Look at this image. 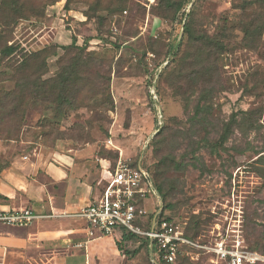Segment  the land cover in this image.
Here are the masks:
<instances>
[{"label": "rangeland", "instance_id": "rangeland-1", "mask_svg": "<svg viewBox=\"0 0 264 264\" xmlns=\"http://www.w3.org/2000/svg\"><path fill=\"white\" fill-rule=\"evenodd\" d=\"M66 2L48 5L43 15L20 20L2 33L0 49L15 44L22 52L0 54V72L12 75L9 66H17L22 54L48 45L70 46L75 36L77 45L59 47L43 76L52 80L64 68L77 66L80 74L68 85L75 107L25 105L26 120L19 129L15 120L6 124L17 132L3 140L17 141L28 151L95 144L114 165L141 155L153 167L159 159L187 164L168 175L174 193L171 182L164 184L165 203L172 204L166 214L199 242L240 236L251 250L264 254V32L257 43L247 41L245 32L264 23V0H130L114 15L99 10L104 23L86 16L92 0H73L68 7ZM186 23L194 37H206L200 49L205 75L192 73L202 42H191ZM88 36L95 38L83 52L79 48ZM183 64L187 75L177 85L175 73ZM12 87V82L0 81V90ZM205 103L211 113L201 124L196 112ZM227 125L231 132L223 141ZM204 136L214 147L198 148ZM165 137L171 143L161 151ZM158 171L163 182L165 168ZM157 203L154 193L143 201L149 212ZM132 241L123 249L137 248V264H150L145 239ZM188 257L182 264H223L206 250Z\"/></svg>", "mask_w": 264, "mask_h": 264}, {"label": "crops", "instance_id": "crops-1", "mask_svg": "<svg viewBox=\"0 0 264 264\" xmlns=\"http://www.w3.org/2000/svg\"><path fill=\"white\" fill-rule=\"evenodd\" d=\"M20 147L0 140V164L6 163L0 211L26 207L43 217L29 226L0 224V264H137V248L130 256L120 249L133 242L124 239L123 229L92 237L86 220L75 216L100 198L115 167L110 158L95 144L69 150Z\"/></svg>", "mask_w": 264, "mask_h": 264}, {"label": "trees", "instance_id": "trees-1", "mask_svg": "<svg viewBox=\"0 0 264 264\" xmlns=\"http://www.w3.org/2000/svg\"><path fill=\"white\" fill-rule=\"evenodd\" d=\"M59 0H0V28L1 31V38H4V34L6 30H8L9 27L12 25H16L18 21L20 20H28L32 17H39L44 14L45 9L48 5L55 4ZM73 0H67L66 7L69 6L70 2ZM89 1V0H86ZM130 0H92L90 3V10L86 13V16L88 18H94L98 17L102 23L106 20L102 15L97 14L99 10H107L109 15H114L117 12H123L125 10L126 4ZM165 17V14H159ZM185 31L189 35V38L191 39L192 43H197L200 41L202 42V45L197 48V51L199 52L194 60V63H192V66L195 68L197 66V70H193L192 73H198L201 75H205L208 73V70H203L204 67L201 65V52L200 49L203 48L206 43V37L202 36L200 39H197V37L193 36V31L191 28L190 23L185 24ZM246 38L247 41H254V43L259 41V38L264 32V23L260 24L254 28H246ZM100 37V36H97ZM95 37L88 36L84 38L83 46L80 47L83 52H86L88 50V44L89 42L94 39ZM205 41V43H204ZM248 42V43H249ZM77 45V38L73 36L72 38V45L70 46H55V45H48L43 47L41 50L29 53V54H22V60L20 63H18L17 66L13 67L10 65L9 67L14 69V74L7 75L6 72H0L1 76H4V78H0V81H9L13 83V87L9 89H2L0 90V140L3 139H12V137L16 134L17 130H11L9 128H6V124L8 127V123L10 122H16V125H19L22 121L26 120L27 114H28V108H25V105L34 103V102H43L46 104V109L48 110L50 108V105L57 104L58 110L65 107H75V102L70 98V90L68 88V85L70 83V78L74 76L76 79L77 76L80 74L79 69L77 66H74V70L70 71L67 68H64L60 74H58L57 78L49 80L44 79L43 76L48 72L49 70V63L48 59L51 56L58 55V48H62L64 50L69 49L70 47ZM249 47L255 48L254 46H250V44H247ZM20 45L10 44L5 46L4 48L0 49V54L4 55L6 57L8 56H14L18 53L22 52V49L20 48ZM2 65V61L0 60V66ZM188 67L186 65H181L179 67V70L175 73V82L177 85H181L184 83V79L186 77V71ZM77 80V79H76ZM51 81H55V84H51ZM158 82V78H157ZM264 84V83H263ZM157 94H159L158 85H157ZM209 94H207L208 96ZM73 97H76V91L73 94ZM186 109V108H185ZM210 107L205 104H200L198 106V110L196 112V121L203 124L204 122H207L208 116L210 115ZM11 116V118H10ZM2 125H4L2 127ZM162 132V129L158 131L156 135ZM231 132V125H227V129L225 130V133L222 136V140H226ZM170 135V134H169ZM169 137V136H168ZM165 137L163 139L162 145L163 148L160 150L163 151L164 149L167 150L170 146L171 140ZM203 144L204 146H211L214 147L208 140L206 136L202 138V140L198 143V148ZM159 150V152H160ZM144 157V156H143ZM138 159V158H137ZM144 159V158H143ZM166 160L159 159L157 167H153L152 165H146V163L143 161L145 167L150 172L154 185L158 191V193L161 196L162 202H163V211L161 213L162 216H165L167 219H171L170 216L166 214L167 208H172V204L165 203L166 193L164 184L170 183L173 186L171 193H174L176 191V188L174 187V182L170 181L168 178V175L171 171L179 172L183 171L187 168V164L183 163H176L174 165H168V163H165ZM6 166V163L0 164V172L2 169ZM165 168V172H162L161 175L165 174V180L160 181L158 175L160 176L159 169ZM157 169V170H156ZM189 236L188 234H186ZM124 239L126 241L136 239L137 235L132 233H124ZM190 237V236H189ZM193 238V237H192ZM146 248H147V240H145ZM120 245V243H119ZM120 249L123 250V252L130 256L131 252L129 250H124L122 248V245H120ZM148 249V248H147ZM135 251H133L134 253ZM148 253V250H147ZM188 256H181L177 262V264H182L185 260H188ZM148 261L150 264H154L149 255H148ZM163 264H168L166 262H163Z\"/></svg>", "mask_w": 264, "mask_h": 264}, {"label": "built area", "instance_id": "built-area-1", "mask_svg": "<svg viewBox=\"0 0 264 264\" xmlns=\"http://www.w3.org/2000/svg\"><path fill=\"white\" fill-rule=\"evenodd\" d=\"M157 91H153L154 99ZM159 108V105H157ZM154 193L157 208L149 212L143 204ZM163 202L152 176L138 159H120L108 178L98 200L83 207L75 216L87 222L90 236L112 235L124 230L147 240V250L154 264H177L181 256H192L197 249L213 253L223 264H264V254L251 250L240 236L225 238L215 244L202 243L186 235L172 219L162 216ZM43 215L30 208L0 211V224L29 226Z\"/></svg>", "mask_w": 264, "mask_h": 264}]
</instances>
